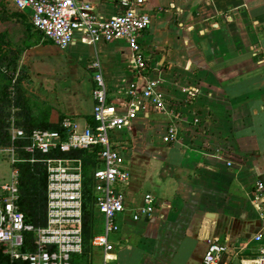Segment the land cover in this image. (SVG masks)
I'll use <instances>...</instances> for the list:
<instances>
[{
    "label": "crops",
    "instance_id": "0c3cea01",
    "mask_svg": "<svg viewBox=\"0 0 264 264\" xmlns=\"http://www.w3.org/2000/svg\"><path fill=\"white\" fill-rule=\"evenodd\" d=\"M81 1L100 22L119 10V0ZM5 2L0 61L28 66L32 79L57 90L63 116L50 115V123L69 119L78 131L93 125L89 66L95 58L109 102L123 106L132 87L142 94L149 83L161 99L158 109L144 98L131 126L112 138L129 172L119 188L125 212L117 217V232L108 236L113 250L105 253L90 241L72 264H203L212 242L226 247L222 262L259 264L264 0H146L150 25L141 52L148 68L141 73L125 41L94 44L76 32L59 49L30 25L29 9ZM170 128L176 138L167 144L163 138ZM259 184L262 196L256 200ZM146 195L152 196L150 211ZM91 210L85 227L93 238L105 223L96 206Z\"/></svg>",
    "mask_w": 264,
    "mask_h": 264
},
{
    "label": "built area",
    "instance_id": "2783aa9c",
    "mask_svg": "<svg viewBox=\"0 0 264 264\" xmlns=\"http://www.w3.org/2000/svg\"><path fill=\"white\" fill-rule=\"evenodd\" d=\"M146 0H119L118 13L100 22L93 8L81 0H15L20 8L30 10V25L43 38L59 49H66L76 32H83L95 44L100 40L125 41L134 58L135 69L141 73L148 65L142 56L141 39L150 25V17L143 12ZM89 69L93 73L92 126L78 131L69 119L61 121V131L33 130L12 127L10 139L0 146L2 160L11 168L8 181L0 179V251L8 258L6 264H72L82 254L83 240V162L80 158L63 157L76 151H96L100 167L92 172L94 206L104 218V231L95 235L91 243L104 252L113 250L108 241L117 232V217L125 212L123 195L119 189L127 184L129 172L122 154L113 146L112 138L127 130L139 113L145 98L162 109L154 85L149 83L142 94L135 87L128 92L122 106L108 100L100 62L93 59ZM170 128L164 142L175 140ZM40 163L46 173L44 224L30 222L19 207V168L21 163ZM256 200L263 187L257 185ZM147 211L152 196L146 195ZM226 247L219 242L208 245L203 264L222 262ZM264 264V252L259 258Z\"/></svg>",
    "mask_w": 264,
    "mask_h": 264
},
{
    "label": "rangeland",
    "instance_id": "374dc122",
    "mask_svg": "<svg viewBox=\"0 0 264 264\" xmlns=\"http://www.w3.org/2000/svg\"><path fill=\"white\" fill-rule=\"evenodd\" d=\"M0 5L5 7V0H0ZM20 66H23L24 69L12 66V63L7 61H0V68L6 71L3 74L4 77H0V138L4 137L3 132L5 130L9 129L10 133L13 126L29 128L28 116L30 115L33 116L34 120H41L45 116L49 118L50 115L56 119L63 116L60 111L61 102L57 90L46 89L42 84L32 79L28 66ZM44 82L48 81L44 80ZM6 123L9 124V127ZM2 156L3 154L0 153V163H4L0 164V179L6 181L10 175V166L5 165L7 162L1 159ZM83 159L86 160V171L89 169L88 176L91 178L92 171L90 168H93L91 161L85 157ZM92 211L90 209V213L86 215L87 228H89ZM35 218V222L41 223L40 213H37Z\"/></svg>",
    "mask_w": 264,
    "mask_h": 264
},
{
    "label": "trees",
    "instance_id": "16d2710c",
    "mask_svg": "<svg viewBox=\"0 0 264 264\" xmlns=\"http://www.w3.org/2000/svg\"><path fill=\"white\" fill-rule=\"evenodd\" d=\"M6 71L0 68V77L5 74ZM4 77V76H3ZM29 117V128L20 127L26 132H31L33 130H50V131H61V121L59 123H50L48 116L42 117L41 120H34L33 116ZM7 124V123H6ZM92 124V123H91ZM90 124V125H91ZM9 127V124H7ZM1 133V132H0ZM4 137L0 138V146L7 145L10 139L9 129L3 132ZM63 157H77L83 162V240L84 247L83 251L86 249L88 242L92 240V237L88 233V229L85 227L86 215L90 213V209L94 206V194H93V181L92 176H88V171L83 158L90 159V163L93 168L90 170L93 172L95 168L100 167V162L97 158L96 151H76L71 152L68 155H62ZM20 174L18 178V188H19V207L26 215V218L34 223L35 225L44 224V211H45V188H46V173L41 164L32 163H21L18 165ZM86 168V169H85ZM90 171V172H91ZM41 214V223L35 222L36 214ZM8 263V258L3 256L0 251V264Z\"/></svg>",
    "mask_w": 264,
    "mask_h": 264
}]
</instances>
